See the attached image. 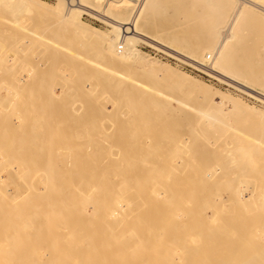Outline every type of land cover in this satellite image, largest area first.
Listing matches in <instances>:
<instances>
[{
  "label": "bare ground",
  "instance_id": "6f19581e",
  "mask_svg": "<svg viewBox=\"0 0 264 264\" xmlns=\"http://www.w3.org/2000/svg\"><path fill=\"white\" fill-rule=\"evenodd\" d=\"M88 1L90 0H57V3L55 5H48L40 0H0V37L7 35V33H4L5 28H3V30L1 29L2 27L5 26L6 28H8L7 31L11 30V32H8V37H9L8 39H10L12 36L14 38L17 37V39L13 40V43L14 41L16 43V41L20 39L23 46L21 45V42L20 43L17 42V43L20 44V46L22 47L27 46V45L30 46L31 44H33L34 46V44L36 45V43H34L36 41L47 42L45 41L44 37L48 38L50 41L53 38L50 37L49 35L47 36V34L40 33L36 25L34 27H36L37 29L33 27H29L28 25H30L31 23L28 25L25 24L26 16L31 15L32 17H35L37 12L40 9H42L48 15V18L53 19L52 22L54 20L56 21L57 19L58 24L59 25L61 24L60 26H62L63 24V26L68 30V33H73L72 36L74 35L75 37L79 38L83 43L85 44L91 43L93 45L96 42H100L103 46V51L104 50L107 51L106 54L108 55L105 58H107L108 63L104 64V63H101V61H95V63L93 64L90 62L91 65H94L98 69H101L102 71H104L105 75H107L106 73L108 74L110 73L112 75L114 74L116 75V77H118L117 79L121 80L122 83H128L132 90L137 91V92L135 91L136 93L132 91V93H134L135 96H133L134 94L131 93L134 99L138 97L139 95L138 92L141 90L143 93H147L149 94V96L151 95L153 100L156 101L157 99V102H158V99L159 100L160 98L163 99L162 97H164V94L163 92L160 93L159 91H162V90L164 91V89H166L165 88L166 86H164L165 85L164 83L163 85L164 89H163V86L160 83L161 81V82H166L167 86L170 85V88H174L177 90H181L182 88H187L188 89L187 93H184L182 95H187V97L192 98L193 100L199 99L200 103L198 102L199 105L197 104V107L199 106L201 108V112L198 114V118H202L203 122H205L208 126H210L213 123L215 116L220 111H222L224 115L227 114V117H228V114L231 115L233 111H235L236 109H239V110L241 109L242 111L253 110L251 107L247 105H242L240 100L235 99L229 95L222 96L219 93L218 95H220L219 96L220 99L216 101V103H214L213 93L215 91H213V89L210 88L209 85L190 80V77H189L190 75H188V73L186 72H179L178 70L173 69L172 67L168 65L157 64L154 61H151L145 55H143L139 51V49H137L136 44L139 41H147V39H150V41H152V38L147 34V31H151V32L152 31H156V32L162 31L164 32L163 35L165 36V38L167 37V39H169L170 41H173L180 48L187 49V51H189L193 56L200 55L204 49H209V52H205L204 55L205 57L209 56L212 58V55L214 54L213 55L214 61H213L212 66H213V71H216L215 69H219L217 70L218 74L220 73L222 74V72L220 71L221 68L231 69L230 71H233L236 74H238L240 78L242 77L241 79L248 80V81L250 80L251 82L254 81L253 84H255V82H260L261 84L264 85V75L257 73L256 71L257 65H255L252 60L254 55L257 54L256 47H255L256 43L259 42L262 36V35L258 36L257 31L261 30L259 31V34L260 32H262L261 34L264 33V0H141L140 3H138V0H114L113 1L114 4L111 3L112 0L111 2L109 0L106 2L107 4L105 8V9L109 8V12H106V13L104 12L105 14H102L103 16H99L101 17V19L108 22L110 24L109 26H111L110 31L112 34L109 37L107 34L99 31L96 27L92 25H87L83 23V21L81 20L82 13L84 12L94 13L95 12L94 9H92V7H90L89 4L87 3ZM133 5L135 7L136 6L138 7L135 9L131 18H128L127 20H124V19L121 20L122 18H124L123 16L126 15L127 12L132 11ZM105 11H108V10H105ZM170 12L171 14L169 15ZM110 13L117 14V16H121V17L120 19H116L112 15H110ZM53 16L56 19L51 18ZM127 17H128V14H127ZM163 19H165L168 22L166 25H164L165 23L160 24V20H163ZM26 23H29L28 20ZM171 24L179 25L177 27H180V28L178 30H174ZM60 26L57 25L58 27L57 33H60L59 32ZM14 31L16 33L21 31L20 33L22 34V36L20 35V33L19 35L18 34L14 35L15 33ZM45 32H49V31L47 30ZM49 34L51 35L52 33L49 32ZM155 34H159V33H155ZM56 35L59 36V34H56ZM62 36L65 37L64 35ZM257 36L259 37L258 39H257ZM26 38L29 40L26 41ZM67 38H65V41L69 42L70 38L68 40ZM74 39L75 38H73V40ZM73 40H71L72 42L70 41L69 44L73 45V43H75ZM8 41H11V40H7L6 43H9ZM77 42L79 41L77 40ZM77 42L73 45V48L75 45L78 47L77 44L79 43ZM13 43L11 41V44L15 45V43L14 44ZM48 44L50 45L51 43H48ZM59 44L60 43L57 44V49L65 48L64 52L66 51V53L64 54L66 56L68 54H70L71 56L73 55V57L77 56L76 55L77 53L75 54L73 52L74 50H72L73 48H69L66 42L64 44L65 46L63 44L62 45H59ZM29 46L28 48H31L30 50H32L33 46L31 47ZM83 46L84 47H82V49H80L81 47L80 46L79 50L82 51L85 48V45ZM17 50H21V48L18 49L17 47ZM100 50L102 49L100 48ZM239 50L242 51L244 54L243 56H237L239 57L237 58L235 57L234 54ZM80 52L78 51V53ZM68 57L69 56H67V58ZM67 58H66L65 63L68 65L69 64L68 61L70 60V58L69 60ZM235 58H237L238 60L235 61ZM63 59L65 60V58H62V60ZM259 59H260V56H259ZM208 60L209 58L207 59V61ZM255 60L258 61V59H255ZM74 61H77V60H74ZM78 61L74 62L76 63L74 67L77 66ZM71 64L72 63H70V66ZM85 64L87 63L85 62ZM206 65L208 66V64ZM70 66L68 65L69 68ZM72 67L70 68V70H72ZM74 67L73 69L75 68L77 69V67L75 68ZM89 67H90V64H89ZM210 71H211V68H210ZM74 72L77 73V70L76 71L73 70V72H69V73L76 74ZM87 72L88 71H86V73ZM73 76L76 77L75 75ZM71 77L72 75L70 76V78ZM74 77H73V80L72 78L71 79L69 78L70 81L68 80V82L72 81L76 83L74 81L75 79ZM148 79L150 81L154 80L152 82H155L157 80L162 86V89L155 90L156 86H154L152 82L151 84H149ZM143 80H145V82ZM76 81H78L77 78H76ZM157 83H155V85H159V83L158 84ZM115 84L118 85V83H115ZM258 84L259 83H257V85ZM239 85L240 87L247 88V90L249 89L250 91L251 90L256 91L253 87L249 85H246L243 83L241 84L239 83ZM74 87H77V86H74ZM71 88L73 89V87ZM77 88L78 89H75V90L73 89L74 92L76 91L75 94H77L78 91L82 92L83 90L82 88H84V86L81 89H79V87ZM170 88H169V91L172 92ZM17 89H20V88H17ZM24 89L26 93L28 92V90L32 91L31 88L30 89L28 88V90L26 88H23V90ZM150 89L153 91L152 93L150 92ZM15 91H19V92H16V94L17 93L20 94L19 96H22L24 94L23 96L27 97L24 91H22L23 94L20 92V90H15ZM106 91L109 93L108 89L103 90L104 93ZM13 92L14 91L12 90L11 92L9 91L11 95L14 94ZM35 92L37 93V91ZM114 92H113V95H114ZM69 93L67 92L68 97L69 95H71ZM256 93H259V97L264 102V93L263 94L260 92H256ZM94 94L96 96V100L92 101V98L95 99V97L93 96L90 99V97L86 94V91H85V95L82 96L83 97L82 99L85 100L84 102L90 99L93 103L92 105L94 106L95 105L94 101H97L98 90H94L93 95ZM113 95L112 93L108 94L109 97H112ZM167 96H168V93H167ZM84 97H87V98L89 97V98L87 100ZM27 98H23L21 100V97L19 99L17 97L16 99L18 101L15 100L17 101L16 104L14 102V105H19L18 103H20V108L23 107L21 109L17 107V109H19L20 112L24 110L22 115L20 114L21 117H23L25 113L30 111L29 106L32 105V104L29 105V103H26V102H24V106L21 105L24 99H26L25 101L29 102V98L28 100ZM65 98L70 100V98L66 97V94H65ZM100 98L102 97L100 96L99 99ZM189 98L188 99L186 98L187 101L182 100L186 104L185 105L186 107H190L188 106ZM66 99L64 101V104L66 105L73 104V103H69L68 100L67 102ZM104 101L106 102V100ZM165 101L167 102L168 100H165ZM80 102H82V100ZM169 103H171L170 100H169ZM179 103L181 104L180 101ZM25 104L29 108H27ZM112 104L114 107L116 106L113 102ZM202 104H205L206 107L203 108L204 105L202 106ZM97 105L98 104H96L95 106L98 108L99 105L98 106ZM102 105L103 104H101V106ZM8 106H9V103H8ZM59 106L62 107L61 105ZM12 107H14L13 101H12ZM12 107L10 106L7 109L10 108L9 110H11ZM39 107L41 108V106ZM44 107L41 108V109H45L44 112L47 111V109L50 110V112H52L51 107L50 109L48 108L49 106L48 107L46 106L47 109ZM84 107L86 108V104ZM90 107H91V104H90ZM96 107H93L94 110H96L95 109ZM72 108L73 107H70V109ZM78 108L80 107L78 106ZM93 108L91 107L92 111H89V105H88L87 109L89 112L85 109L86 114L87 112H88V115H91L89 114L91 112H94L95 114L96 111H94ZM116 108L117 106L115 107V109ZM5 109H3V111ZM25 109L28 111L26 112ZM35 109H38V106H36ZM9 110L6 111L5 115L8 114L7 112H9ZM13 110H11L10 112L14 113L15 110L14 111ZM60 110H58V112H61ZM68 111L70 110L69 109L66 110V114H65L67 116L69 115L68 113H71V114H73L72 112L75 113L76 109H74V111L73 110L70 112ZM183 111H181L182 114H183ZM33 112L34 111L31 110V112L27 114L32 116ZM50 112L47 111L46 113H43L42 111V114H40L39 112L37 113L42 115L41 116L42 120H44L43 118L45 117L43 116L44 115L46 116V114H49ZM53 112L52 114L51 113L50 114L53 115L54 114ZM64 112L65 111L63 110V113ZM97 112H99L97 116H99L100 114H103V112L102 113L100 111H97ZM255 112L261 113V111L260 112L255 111ZM0 113H2L0 115L2 116L4 112H2L1 110ZM61 113H58V116ZM184 113L186 114V111ZM9 114H11L12 116V115H16L17 113L15 114L9 113ZM27 114L26 116L25 115L24 116L27 117L28 116ZM20 115L18 116L20 117ZM49 115L46 116L47 119H45L48 122L49 120L52 121V118L55 116V114L54 116L50 115L52 118L48 120ZM80 115H81V118L84 117L82 119L84 120V122H85L86 117H87L86 119L88 120V115H86L85 117L83 116L84 113L82 114V112L80 113ZM241 115L242 114H240L239 116ZM9 116L6 115L4 116L5 118L2 116L0 119V169L1 170L5 169L7 171V174H8L7 176L10 179L9 181H11L13 176H18L21 180V186L27 187L28 189H25L24 191L22 190V195L20 194L19 197H17V200H14L16 198L10 195L13 192H8L5 189L6 188L5 186L8 185L7 184L8 182H5L0 176V264H73L72 263V251H70L66 247V242H65L66 239L76 236L74 233L71 232V230L66 231V228L70 225V222L71 223L78 222L76 227H78L80 231L76 233L81 235V237L77 239L78 240L77 245H78V248L82 249L85 264H264V224L263 222H262L263 227L261 228L262 226L261 221L259 224L258 218L255 217V215L254 217L253 215L249 216L248 215L249 213L247 214L249 217H247L246 215H243V214L234 215L231 212H229L227 217L225 216V218H221L220 217L221 215L220 216L217 215V212L218 213L220 212L219 207L216 206L217 202H215L216 203L215 204V203L210 202L211 200L208 201L210 203L209 204L210 209L213 211V209L216 207L214 209L215 212L214 213L211 212V214L209 215L206 214L204 210L205 208L209 209L208 208L209 205L206 203V201H203V200L196 201V186L194 183H191V184L189 183L192 181L193 178H195V177L192 178L195 172H193V174H190L192 172H188L191 176L190 175L186 176L190 178V181L186 184L182 183L181 185H178L179 181L181 183L183 178L180 177L181 180H179V177L178 179L174 178V176L176 175L173 176L172 174H175V172L172 171L171 173L170 170H169L170 171L169 174L171 176L170 179L171 178L176 179V182H174V185L172 184L173 182H171V184L170 182H168V184L159 183L160 188H157L158 183L153 184L154 181H149L150 183L152 182V184L147 183L148 180H151L154 177L152 176L154 172H155L154 180L157 179V175H158V174L156 175V171H153V170L151 174L149 169L147 168L148 166L146 165L147 167H145V164H148L151 160L149 158V156L151 155L150 151L145 149L147 148V145H148L147 139L141 140L140 137L133 136L131 138L128 137V140H127L124 137L129 136V135H126V136L124 135V136H121V138L120 137L118 138L121 140L123 137L124 139L122 143H119L121 141L117 140L116 135L112 131L111 132L108 131L109 133H107L106 131L104 132L105 135H102L101 133H100L101 135H99V131H100L99 126H102L105 120L102 117L104 121L102 122L101 120V122L103 124L99 123L97 125V122H100V121H96L95 123L93 122L102 115H100L98 118H96L97 117L96 116L94 118L95 120H92V121L90 120L91 122L88 120L90 123V126H88L85 131L82 129L84 132L82 131L81 132L84 135L83 134H82L83 136L80 135L81 140L78 139L79 138L77 137L78 135L75 136L74 133H73L74 135L72 134L73 137L72 136L71 137L73 139L75 137V140H73L72 138H67L68 136L66 137V135H63L64 137L61 136L63 137L61 138L62 140L65 138L64 142L65 140L67 142L68 141L67 139H69V141L67 142V146L65 148V155H64L65 161H61L59 163L54 157V153H52L51 150H53L52 149L53 146L57 145L56 143H60V140H59L60 138H57L58 136L60 137V134H58L57 132L58 136H56L54 134V131L53 133L50 132V129L52 130L55 128L60 129L59 127L54 126L53 124L52 126L55 128L51 127L49 129L48 127L51 126L49 125L47 128L51 134L49 132H46L45 134H43L41 132H44L42 130L46 129V128H43V127H46V125L43 126L44 124L42 125L41 123L40 126H43L41 130L39 127H37L39 126L38 124L37 126L34 124V128L35 126L36 128H39L37 129L38 132L35 134L34 133L35 131L34 132L32 131L34 128H30L29 126L26 125V124L29 125V122H30L29 120L33 116L32 117L29 116L30 117L28 118L29 120L24 117L23 120L22 119L21 120L23 122H26L25 124H23V126H25L24 128L26 129L23 128V130H25L27 133L22 130V132L24 133V136L21 135L22 136L21 137L19 136L20 134L16 135L17 133L16 131L18 129L17 127L19 126H16V128H13V126L11 125L12 127L11 132L9 131L10 130L9 128L11 127L7 129L8 127L7 125L8 123H6L7 120L6 122H4L5 120L3 121L2 118L6 119V118H9ZM60 116L62 117V115ZM35 117L38 118V116H35ZM102 118L100 117V119ZM24 119L27 121H24ZM33 119L35 118L33 117ZM259 119L261 120L262 118H259ZM9 120L10 118L8 119V121ZM58 120L59 122H61V118ZM63 122H66V121H63ZM9 123H12V122L9 121ZM87 123L88 122L86 121V124H85L86 126H87ZM91 124H94V125H91ZM95 125H97V127ZM103 126L106 127V125H103ZM115 126L116 125L114 124V127ZM27 127L30 130L32 129L30 132L31 133L33 132L34 135H38V133H40L42 136L43 134L44 136L39 138L42 141L44 140L43 138L45 137L46 139L45 142L49 143L50 141H55L56 139L58 140V142L55 141L56 143H54V145H52L53 142H51L50 143L51 146L48 143L43 145L44 142L42 141L40 142L38 140V136H34L35 146L31 147L32 146L31 145L30 146L31 148H28L29 152H26V153L22 152V151H25V150H22L25 147L24 145L29 146L30 141L31 140L33 141V138L31 136L30 137L32 139L29 136L27 137L29 140L28 143L26 142L27 139H25L26 141H24L23 137H26L25 135L30 134ZM98 127H99V130H98ZM233 128L236 129L235 127ZM239 128H242V127H239ZM257 128H261V127L257 126ZM5 130H7L6 133H5ZM60 130H64V129H60ZM257 131L259 132V129H255V131L251 130L252 134L256 137H257L256 134H258ZM261 131L264 132V130H261ZM20 132L21 131H19L18 133ZM237 132H238L237 133L238 135H242L243 132H244V135L246 133L245 129L244 130L240 129ZM255 132L257 133L254 134ZM33 133L30 135H33ZM47 133H49L50 136L54 135L53 138H56V139L53 140L49 138L48 135L45 136ZM76 134H78V132ZM106 135L108 137H115V138H113L114 140L110 138L114 142L111 141L110 143L109 142L110 140H106L107 142H104L106 143V145L108 142L110 143L109 145H107L108 147L107 146L105 147V145H103L106 149L104 150L103 149L104 147L101 145L103 144V141H102L103 139L101 136H106ZM258 135H260V133ZM250 136L248 137L247 135H245L244 138L245 139L247 138V140H249ZM262 136L260 135V137ZM20 137L21 139H23L24 142H21L20 140H18L20 139ZM260 137L258 136L257 137L258 139L257 138L253 140L250 139L249 141L251 143L247 142L248 145L245 144L246 145L245 147H247V150H245V155L254 153L255 151L253 149L254 147L257 150H259L257 152L255 151L256 153L264 155L263 152L260 153V151L264 150V141L261 140L264 137L262 138ZM105 139H109V138L105 137ZM37 140L38 142H40L39 144H37L38 143ZM139 141L140 142L142 141L140 144L144 142L143 143L144 145H139L138 144ZM181 141L182 143L186 145V141H183V139ZM181 141H176L177 143L179 142L178 146ZM25 142L26 144H24ZM123 142H126V144H123ZM182 143L180 145H183ZM189 144L186 146H183V148L186 147L188 149ZM251 145L253 147H250L251 149L249 150V146ZM149 146L151 145H148V147ZM61 147H63V145ZM229 147L231 148V145ZM32 148L34 149L39 148L40 150L39 152L37 151V149L36 151L35 150L31 151ZM56 148H59V147L57 146ZM83 148L85 150H82ZM184 149H182V152ZM189 150L190 149H188L187 151L189 152ZM251 150L252 151L254 150V151L249 152ZM187 151L184 153L186 154ZM229 151L232 152L234 150L229 149L227 151L228 154H229ZM177 152L180 153L181 151L177 150ZM179 153L177 154L178 156L176 157H179ZM184 153H182V155H185ZM248 155L247 157L245 156L247 160L245 158L243 159L241 158L240 161L238 160L239 162H241L242 160L248 161L246 163L241 162V165L238 164V166L239 165L241 166V167L239 166L241 169L242 167H245L243 166V164L245 165L248 164L249 168L251 167L250 163L252 161H250V159L252 158H250V156L248 157ZM257 155H253V157L255 156L258 158L259 155L258 156ZM199 156L201 157V155ZM125 157L127 161L125 160ZM139 159L141 160L140 164L145 163L142 166H144V168H147V169H144V171H146V177L144 178V180H146V184L144 187H142L145 190L144 192H142L144 194V202L143 203L140 202L141 200L139 201L140 203L138 202V205H139L138 208L140 210H142L143 205H144V209L142 210V215L138 214L139 212L135 213V211L131 209H128V210L120 209L117 205H115L117 203V197L111 196L109 192L103 191V192H100L98 195L86 192L85 194L78 195L70 189L71 183L72 182L75 183L76 178H77L76 176L71 175V171L72 170L76 171V169H84L88 171L89 173L93 172L91 173V175L87 174L86 176H84V184L86 185H89L92 182L98 183L101 180H106L107 182L113 181L116 184H120L122 182V184L125 183L127 186H130L132 185L130 181L124 178L122 174L118 172L121 170L133 168L134 167L133 165L135 163L137 164L139 162ZM166 159H167L166 161L169 162L168 157H166ZM178 159L180 160L179 162H181V159L180 158ZM228 159L231 160L232 165L234 164V168L232 169L231 167V170L229 171L231 172L232 170L236 169L232 171L233 176L234 174H236L235 177L240 176V179H241V176H242V178H245V175L248 174L247 173V171L249 170L248 166L243 168V170H246V172L243 171L245 172V175H243V172L240 173L239 171L241 170L238 168V166H236L237 163H239L237 159H235L237 163L236 162L233 163L232 161L233 158H226V160ZM124 160L127 163H129L128 166L124 165V162H125ZM176 161L177 160H175L174 162ZM11 162L17 163V166L16 165L14 166L16 168H13L11 166L12 164ZM126 162L125 164H127ZM259 162H258L259 165L257 164H254V165H257L259 167L262 164V160ZM173 164L170 167L168 166V168L172 169L174 167L175 169H178L176 168V167H179V165L176 166L178 162L175 163L176 167L173 166ZM180 165H181L180 167V170H181L183 168L182 166H184L185 163L184 165L183 164H180ZM262 165L261 166L263 168L260 166L259 169L261 168L262 170H264V164ZM135 166H138V165H135ZM258 167L257 169L253 168L255 171L251 169L253 173H256V170L259 171ZM237 170L238 172L236 173ZM157 171H160V170H157ZM161 171H164V169H162ZM161 171L159 173H161ZM109 172L112 175L110 177H112L113 179H110V180L108 179ZM210 173L214 174V169L213 170L211 169ZM238 173L239 175H237ZM181 174L179 175L183 176ZM232 174L231 173L230 175L226 174L220 180L221 181L224 180L223 178H226L227 176V178H231V179L234 178V181H236L237 177L236 178L233 177ZM258 174H261V170L259 171ZM203 175H205V172L203 173ZM251 175L254 176V174L252 173ZM163 176L165 175L162 174L161 176H159V179H157V181L164 182L163 178L165 177ZM206 176L209 178V172L206 174ZM262 177L264 178L263 173H262ZM248 178L249 177H247L246 179L247 182H249V180L252 181V179H254V178H250L248 180ZM258 178L259 176L257 175V179ZM263 178L262 179L259 178L260 181H257V182L262 181L260 186L264 182ZM167 179L169 180V177H167ZM240 179L238 181L240 182L238 183V185L242 183L241 181L243 179H241V181ZM141 180H143V178H141ZM227 181L225 180V182ZM231 181H233V179ZM257 182H256V185H259V183ZM140 183L142 185V182ZM35 185L44 186L45 191L37 192L36 188H33L35 187ZM89 186H92V185H89ZM18 202H22L21 206L17 204ZM127 202L129 204H132L131 196L130 198H128ZM84 203H92L94 205L92 207V211L84 216L82 213H79V217L75 218L73 213H74L76 205L84 204ZM205 206H208V207H205ZM212 207L214 208L212 209ZM217 208L218 210H216ZM221 213L222 212H220L219 214ZM230 213L232 215H229ZM110 220H113V221H110ZM149 226L153 228V230H155L153 235L142 234V231L144 229L146 230L147 227ZM42 235H44L45 243L47 245L46 247L42 246V242H43V241L41 242ZM208 239L209 241L207 245ZM222 245H223V250H224L223 252H221ZM16 254L17 256H15Z\"/></svg>",
  "mask_w": 264,
  "mask_h": 264
},
{
  "label": "rangeland",
  "instance_id": "374dc122",
  "mask_svg": "<svg viewBox=\"0 0 264 264\" xmlns=\"http://www.w3.org/2000/svg\"><path fill=\"white\" fill-rule=\"evenodd\" d=\"M40 1H43L44 3H46L48 5H55L57 3V0H40ZM107 1H109V0H90V1H88L87 3L89 4L90 7H92V9H94L95 12L94 13H88V12L82 13L81 20L83 21V23H85L87 25H92V26L96 27L99 31H101L102 33L107 34L108 37H109L112 34L111 31H110L111 30V26H109L110 24L108 22H106L105 20L101 19V17H99V16H103L102 14H105L106 12H109V8L105 9ZM113 1L114 0H112V2H111V0H110V2L112 4H114ZM140 2H141V0H138V3H140ZM133 6H132V11L127 12L128 17H127V14H126V15L123 16L124 18H122L121 20H123V19L127 20L128 18H131V16L133 15L135 9L138 7V6H136V7L135 6L133 7ZM105 10H108V11H105ZM99 14H101V15H99ZM107 14H109V13H107ZM170 14H171V12L169 13V15ZM110 15H112L116 19H120V17H121V16H117V14H114V13L113 14L110 13ZM25 18H26L25 19V24L28 25V24L31 23L28 26L29 27H33V28H36V27H34L36 25L37 28L39 29L40 33L47 34V36L49 35L53 39H51L49 41L48 38H45L44 36H42V37H44L45 41H47V42L36 41V42H34V43H36V45L34 44V46H33V44H31L30 46L27 45V46H24V47H22L23 44H22L21 40L18 39L16 41V43L17 42H19V43L21 42L22 46H20V44H18V43L16 45V43L14 41V43L18 47V49L21 48V50H17V47L15 45L11 44V41L13 43V40L17 39V37L14 38L12 36L10 39H8L9 38L8 37V32H11V30L7 31L8 28H6L5 26L1 28L2 30H3V28H5L4 29L5 30L4 33H7V35H5V34L4 35L7 36V37H5V36H1L0 37V105H1L0 106L1 107L0 108V112H1V110H2V112H4L3 115H2L3 117L6 116V115L7 116L10 115L9 116V118H10L9 121L12 122V123H9V121H8L9 118L4 119L5 118L4 117L2 119H3V121L5 120L4 122H6V120H7V122H6V123H8L7 124L8 125L7 129L9 127H11V125L13 126V128H16V126H19V127H17L18 129L16 131L17 132L16 135L20 134L19 136H21V135L24 136V133L22 132V130L25 127V126H23V124H25L26 122H23L22 120L26 116L27 113H29V112H31V110H33L34 112H33L32 116L35 119H33V117L31 115L27 114L28 116L25 117L26 119L32 117L30 120L28 119L30 122L28 121L29 125L26 124L27 126H29L30 128H34V124L36 126L38 124L39 126H37V127H39L41 129L43 126L46 125V127H43V128H46L45 130H47V131L42 130V129L41 130L44 131V132L40 131L41 133L45 134L46 132H49L48 128L50 129L51 127H53L52 125L54 124V126H57L60 129H64L66 132L64 130H60L58 128L53 127L55 129H53V130L50 129V132L53 133V131H54V134L56 136H58L57 132H58V134H60V137L59 136L57 137V138H60L59 139L60 143H56L55 142V141L58 142V140L56 138H53L54 135L50 136L49 135L50 132L47 133L45 136L48 135L49 138H51L53 140L56 139V140L55 141H50L48 143V142H45L46 141L45 137L43 138L44 139L43 141L41 139H39L40 137L44 136L43 134H42V136H41L40 133H38V135H34V133L36 134L38 132L37 129H39V128H36V126H35V128L33 130L31 129L33 132L34 131L35 132L34 133L32 132L33 135H30V134H32L30 132L31 130L28 129V127H27V129L29 130L30 134L29 135H25L26 137H23L24 141H26L25 139H27L26 142L28 143V141H29L28 138H27L28 136L29 137L31 136L33 138V141L32 140L30 141L29 146L24 145L25 147L23 146L24 148L22 150H25V151H22V152H25V153L29 152L28 148H31V147L35 146V144H34V142H35L34 136H38V140L40 142L41 141L44 142L43 145H45L46 143L50 144L51 142H53L52 145H54V143H56L57 145H55V146L56 147L58 146L59 148H56L55 146H53L52 149L54 151L53 150H51V151H52V153H54V157L56 158V160L59 163L61 161H65V156H64L65 155V148L67 146V142L69 141V139H67L68 140L67 142H66V140L64 142L65 138L63 140L61 139V138L64 137L63 135H66V137L68 136L67 138H72L73 137L72 134L74 133L75 136L78 135L77 136V137H79L78 139L81 140L80 135H82L83 134L82 132H84L87 129V127L90 126L89 121L90 120L91 121L95 120L94 118L99 113L97 111L101 112L103 110L102 112H103L104 115L100 114L102 116H100V115L99 116L101 118L103 117L105 122H103L104 121L103 118L100 119L99 116L96 117V118L99 117L98 118L99 120L96 119L93 122V123H95L96 121H100V122H97V125L99 123H101V124L104 123L103 125H106V127H104L103 125L99 126L100 127L99 135H101V134L105 135L104 132L107 131V133H109L108 131H110V132L112 131L116 135L117 140H120L118 138L119 137L121 138V136H124V135L125 136L129 135V136H126L127 138L124 137L127 140H128V137L131 138L133 136L140 137L141 140L142 139H147V142H148L147 144L151 145L149 147L147 145V148H145L148 151H150V153H151V155L149 156V158L151 159L150 162H149L150 164L149 163L145 164V163H142V162H141L142 164H140L141 160L139 159V162H138L139 164L135 163L133 165L134 167L131 166L133 168L126 169V170H121V171L118 172V173L122 174V176L124 178H126V179H128L130 181V183L132 184L130 186H127L125 183L122 184V182L120 184H116L113 181L107 182L106 180H101L98 183L92 182V183L89 184V185H92V186H89V185L84 184V176H86L87 174L91 175V173H93V172L89 173L88 171H86L84 169H76V171L72 170L71 171V175L77 177L76 178V182L75 183L72 182L71 183V187H70V189L74 193H76L78 195H82V194H85L86 192H88V193H91V194L98 195L100 192L106 191V192H109V194L111 196H116L117 197V203L115 205H117L120 209H124V210L125 209H127V210L131 209V210L135 211V213L139 212L138 214L142 215V210L144 209V205H143L142 210H140L138 208L139 207L138 202L140 200H141L140 202H142V203L144 202V194L142 193V192L145 191L142 187H144L145 184H146V180H144V178L146 177V171H144V169L148 168L151 174H152L153 171H156V175L157 174L158 175L160 174L159 176H161L162 174L165 175V176H163V177H165V178H163L164 182L157 181V179H159L158 175H157V179L154 180L155 172H154V174H152V176H154V177L153 178L151 177L152 179L147 181V183H150L149 181H154L153 184H157L158 183L157 184V188H160L159 183L168 184V182H170V184H171V182H173L172 184L174 185V182H176V179H173V178L170 179V177H171L170 174H169L170 171H171V173H172V171L175 172V174H172V175L173 176L176 175L177 177L174 176V178L178 179V177H179V180H181L180 177L183 178L181 183L179 181L178 185H181L182 183H185V184L188 183L190 181V178H188L186 176L190 175V174H193V172H195L193 174L192 178L195 177L196 179L193 178L194 181L192 179V181L189 182V183L190 184L194 183L195 186H196V201L197 200L198 201L199 200H201V201L203 200V201H206V203L208 205L210 204L208 202L210 200H211L210 202H212V203L217 202V204L216 203L215 204H216V206L219 207V209H220L219 211L222 212L221 214H219L220 212L219 213L217 212V215H219V216L221 215L220 216L221 218H225V216L227 217L229 212H231L234 215L243 214V215H246L247 217H249L250 215L251 216L253 215V217H254V215H255V217L258 218L259 224H260V221H261V225H262V222L264 224V187H263L264 182H263V184L261 186H260V184L262 183V181L261 182H257V181H260L259 178H261V179L263 178L262 177V173H263V176H264V170H262L261 168L259 169V167L262 164H264L263 163L264 162V160H263L264 158H262V157H264V155L256 153L259 150H257L255 147L253 149L256 152L253 150L254 153H252V154L253 155H257L258 154L259 155L258 158L255 157V156L253 157L252 154H249V155L246 154L245 155V150H247V147H245V146L248 145L247 142H250L249 141L250 139L253 140V139L257 138L258 136L260 137V135L261 136L264 135V132L261 131V130H264V102L259 97V93H256V92H260L262 94L264 93V85L263 84H261L260 82H255V84H253L254 81L251 82L250 80L248 81V80L241 79L242 77L240 78L238 76V74H236L233 71H230L231 69L221 68L220 71L222 72V74L221 73L218 74L217 70H219V69H215L216 71H213L212 64H213V61H214L213 60V58H214L213 55L214 54L212 55V58L210 57L211 59L209 58V56L205 57V55H204L205 52H209V49H204L202 51V53H201L202 55L201 54L200 55H194L195 56L194 57L189 51H187V49L180 48L173 41H170L169 39H167V37L165 38V36L163 35L164 32H162V31H158V32H156V31H152V32L151 31H147V34L152 38V41H150V39H147V41H139L136 44V47L148 59H150L151 61H154L157 64L168 65V66L172 67L173 69L178 70L179 72H186V73H188V75H190L189 77H190V80H192V81H196L198 83H204V84L209 85V87L212 88L213 91H215L214 93L212 91V93L214 94V96L212 95L214 97L213 98V102L214 103H216V101H218L220 99V97H219L220 95H218V93H219L222 96L223 95H229V96H231V97H233L235 99H238V100L241 101L242 105H247V106H249V107H251L253 109L251 111L250 110L249 111H247V110L246 111H242L241 109L240 110L236 109L235 111H233V113L231 115L228 114V117H227V114L224 115L223 112L220 111L215 116V119H214L213 123L210 126H208L205 122H203L202 118H198V114L201 112V108L199 106L197 107V104L199 105V103H200L199 101L200 100L199 99H194L195 100L194 101L192 98L187 97V95H182L184 93H187V91H188L187 88H182L181 90H177V89H174V88H170V85L167 86L166 82H161L160 81L162 86L165 83L164 86H166L165 87L166 89H164V86H163L164 91L163 90L159 91L160 93L163 92V94H164V97H162L163 99H161V98H160V100L158 99V102L160 101L159 103L157 102V99H156V101L153 100L151 95L149 96V94L143 93L142 90L138 92V94L140 96L138 95V97L136 96L137 98L135 97L136 99H134L133 96H135V94L132 93V91L135 92L136 90H132L128 83H122L121 80L117 79L118 77H116V75H114V74L112 75L110 73L109 74L106 73L107 75H105L104 71H102L101 69H98L94 65H91V63L93 64V63H95V61H101V63H104V64L108 63L107 58H105L108 55V54H106L107 51L106 50L103 51V46H102V44L100 42L94 43L95 45L94 44L92 45L91 43H86V44L83 43L79 38L75 37L74 35L72 36L73 33H68V30L63 26V24H62V26H60L61 24L60 25L58 24V22H57L58 20L54 16L51 17V18H55L56 19V21L55 20L53 21L56 24L53 23L52 22L53 19L48 18V15L42 9H40L37 12L35 17H32L30 15V16H26ZM27 20H28L29 23H26ZM167 23L168 22L165 19L160 20V24L166 25ZM57 25L60 26V31H59L60 33H57V28H58ZM46 26H47V28H46ZM171 26L173 27L174 30H178L180 28V27H177L179 25L171 24ZM47 30L49 32H51L52 34L50 35L49 32H45ZM259 31H261V30H259ZM259 31H257L258 36L262 35L261 36L262 39L260 38L259 42L256 43L255 47H256L257 54L254 55L252 60H253L254 64L257 65L256 66L257 73L261 74V75H264V49H263L264 48V33L261 34L262 32H260V34H259ZM14 32H12V33H14ZM20 32L21 31H19L17 33L15 32L14 35L15 34L19 35ZM155 33H159V34H155ZM56 34H59L60 37L57 36ZM20 35L22 36L21 33H20ZM62 35H64L65 37H63ZM258 36H257V39L259 38ZM72 37L75 38L76 41H75V39L73 40ZM65 38H67V40L70 38L69 40L70 41L73 40L75 43L78 40L79 41V42H77V43H79V44H77L78 47L75 45L74 48H73V45L75 43H73V45H71V44H69L70 41L69 42L65 41ZM5 39H6V41L7 40H11V41H8L9 43H6ZM153 39H154V41L155 40L156 41L154 42ZM28 40L29 39L26 38V41H28ZM65 42H66V44H68L67 46L69 48H73L72 50H74L73 52L75 54L77 53L76 54L77 56L73 57V55L71 56L70 54L67 53L68 54L67 56H69L67 58V56L64 54V53H66V51L64 52L65 48L64 49L63 48L57 49V44L58 43H60L59 45H62V44L64 45ZM48 43H51V44L49 45ZM1 44H3V45H1ZM8 44H9V46H8ZM40 45H41V47H40ZM83 45H85V48L82 51L79 50L80 46H81L80 49H82V47H84ZM28 46L29 47L33 46L32 50H30L31 48H28ZM96 46H98V47H96ZM25 47H27V48H25ZM76 48H77V50H76ZM100 48L102 50H100ZM10 49H12V50H10ZM13 49L15 51L17 50L18 52L17 51L15 52ZM78 51L79 52L81 51V52L78 53ZM243 54L244 53L239 50L234 55H235V57H237V56H243ZM60 56L62 58H65V60L63 59L64 60L63 61ZM100 56H101V58H100ZM259 56H260V59H259ZM72 57H73V59L76 58L74 60H77V61L79 60L80 61V62L78 61L77 66H75V67H77V69L74 67V65H76V63H74V62H77V61H74L72 59ZM66 58L68 60L70 58V60H71V62H70V60L68 61L69 62L68 65L69 66H70V63H72L70 68L73 65V67L75 69H73V67H72V70H70L68 65L65 63ZM208 58H209V60L207 61ZM237 58H239V57H237ZM237 58H235V61L238 60ZM255 59H258V61L255 60ZM82 60H83V62H82ZM85 62L88 65L85 64ZM89 64H90V67H89ZM206 64H208V66ZM85 65H87V66H85ZM209 66L211 68V71H210ZM87 69H89V70H87ZM73 70L74 71L77 70V73L76 72H74L76 74L69 73V72H73ZM83 70H84V72H83ZM86 71H88V72L86 73ZM227 71H229V72H227ZM70 74L72 75V77H71L72 80H73V77H74L73 75L76 76V77H74L75 78L74 81L77 84L72 82V81L68 82V80L70 81V79H71L70 78V76H71ZM76 78H77L78 81H76ZM145 80H143V81L145 82ZM152 81H154V80H151V81L149 80L148 83L151 84ZM157 82L158 81L156 80L155 82H152V84L154 86H156L155 90H161L162 86L160 85L159 82H158L159 85H155V83H157ZM115 83H118V85L115 84ZM239 83L240 84L243 83V84L249 85V86L253 87L256 91H252V90L250 91L249 89L247 90V88H245V87H240ZM257 83H259L261 85H259V84L257 85ZM74 86L79 87V89H81L83 86H84V88H82L83 89L82 92L77 90L78 93L75 94L76 91L74 92L73 89L75 90V89H78V88L74 87ZM71 87H73V89ZM9 88H10V90H9ZM17 88H20V89H17ZM23 88H26L27 90H28V88L29 89L31 88L32 91L28 90V92L29 91L30 92L26 93L25 89L23 90ZM169 88L172 90V92L169 91ZM105 89L106 90L108 89L109 93H112V95H113V92L115 91L114 95L112 97H109L110 95L108 96L109 93L107 91L105 93L103 92V90H105ZM11 90L14 91L13 92L14 94H16V92H19V91H15V90H20V92L22 94H23L22 91L25 92V94L29 98V102L25 101L26 99H24V101H22L23 103L21 105L24 106V102L29 103V105L32 104L31 106H32L33 109L31 108V106L28 105L30 107L29 108L25 104V106L27 108H29L30 111L25 109V111L26 112L28 111V112L25 113L24 114L25 116L23 115V117H21V115H22L24 110H22L21 112L19 111V109H21L23 107L20 108V103H18L19 105H14V102L16 104V102L18 101L16 99L17 97H18V99L21 97V100L23 98H27V97H24L23 96L24 94H23L22 95L23 98H22V96H19L20 95L19 93L16 94L17 96L14 95V94H12L13 95L12 96L11 93H9V91L11 92ZM94 90H98L97 101H94V103H95V105L96 104L99 105V107H98L99 109L95 105L94 106L92 105L93 104L92 101L96 100L95 94L93 95V91ZM35 91H37V93ZM69 91H70V93H69ZM85 91H86V94L90 97V99L93 96L95 97V99L92 98V101H91L90 99L88 100L89 97L88 98L84 97L85 99H87L89 101V102L86 101L87 103L84 102L85 100L82 99L83 98L82 96L85 95ZM166 91L168 93V96H167ZM67 92L69 94H71V95H69V97L67 95ZM150 92L152 93L153 91L150 89ZM30 93H31V95H30ZM131 93L134 94V95L132 96ZM8 94H10V95H8ZM65 94H66L67 98H70V100L65 98ZM100 96L102 98L99 99ZM28 98H27V100H28ZM34 98H36V99H34ZM64 98L66 99V101L68 100L69 103H73L72 104L73 106L68 104V103H67L68 105L64 104V101H65ZM186 98L187 99L189 98L188 106H190V107H186L185 106L186 104L182 101V100L187 101ZM80 99L82 100V102H80L81 101ZM164 99L168 100V101L166 102ZM15 100H17V101H15ZM21 100H19V101H21ZM104 100H106V102ZM169 100H170L171 103H169ZM12 101H13V106L15 108L12 107ZM73 101L75 103L77 102L76 103L77 105ZM179 101L181 102V104L179 103ZM61 102H63V103H61ZM112 102L117 106L116 109H115L116 106L114 107ZM8 103H9V106H8ZM80 103H82L84 106L86 104V108ZM87 104L89 105V111H92L91 107L92 108L96 107L95 108L96 110H94V108H93V110L96 111V113H97V114L95 113L96 116H95L94 112L89 113V114L92 115L93 118L91 117V115H88L89 111L87 109V106H88ZM90 104H91V107H90ZM101 104H103V105L101 106ZM45 105L47 107L49 106L48 107L49 109L51 107L53 109V110L51 109L52 112L55 111V112H53L55 114V116H54V114L51 115L52 112H50V110H48ZM59 105H61L62 107H60ZM104 105H105V107H104ZM203 105H204L203 108H205L206 107L205 104H202V106ZM10 106L12 107L11 110H13V109L15 110V111L13 110L14 113L10 112L11 111V110H9L10 108L7 109ZM36 106H38V109H35ZM39 106H41V108H43L45 106L44 108H46L47 111L51 113V114L50 113L49 114L51 116H54L52 118L49 114H46V116L49 115L48 120L52 118V121L49 120V122H48L47 120H45V119H47L45 115L43 116V117H45V118H43L44 120H42V117H41L42 115H40V114H42V111H43V113H46L47 111L44 112L45 109H41ZM67 106H69V107H67ZM78 106L80 108H78ZM179 106H180V108H179ZM17 107L19 109H17ZM70 107H73V108L70 109ZM81 107H82V109H81ZM5 108L7 110H9V112H7L8 114H6V115H5V113H6L7 110ZM103 108H105V109H103ZM182 108H183V110L184 109L185 110L183 111ZM3 109H5L6 111L5 110L3 111ZM68 109L70 111H72V110L74 111V109H76V112L77 111L79 112L80 109L81 110H80L79 114L77 112L78 115L76 114V112L75 113L72 112L73 114L68 113L69 115L67 116L65 114H66V110H68ZM85 109L88 111L87 114L85 112ZM39 110H41V111H39ZM56 110H57V112H56ZM58 110H60L62 113L58 112ZM63 110L65 111L64 113H63ZM35 111L39 112L40 114H38ZM70 111H68V112H70ZM113 111L114 112L116 111L117 113L115 112V114H114ZM181 111H183V114L181 113ZM185 111H186V114L184 113ZM255 111H259V112L261 111V113H257ZM81 112H82V114L84 113L83 116H85V117H86V115H88V120L89 121L86 119L87 117L85 118V122H84V120H82L84 117L82 116L83 118H81V115H80ZM9 113H12V114L17 113V114L11 116V114H9ZM58 113H61L60 115H62V117L60 115L58 116ZM105 113H106V115H105ZM1 114L2 113H0V115ZM240 114H242V115L239 116ZM18 115H20L21 118ZM2 116H0V119H1ZM35 116H38V118H36ZM222 116H224L225 119ZM57 118L58 119L61 118V122H59V120ZM64 118H66V119H64ZM259 118H262V119L260 120ZM101 120H102L103 123L101 122ZM24 121H27V120L24 119ZM35 121H36V123H35ZM63 121H66V122H63ZM86 121L88 122L87 126L85 125ZM41 123H42V125L43 124L44 125L40 126ZM15 124H17V125H15ZM114 124L116 125L115 127H114ZM49 125H51V126L48 127ZM91 125H94V124H91ZM97 125H95V126L97 127ZM20 126H22V127H20ZM238 126L242 127V128H239ZM257 126H259L261 128H257ZM99 127H98V130H99ZM233 127H235L236 129H234ZM20 128H22V129H20ZM9 129H10L9 131L11 132L12 127L9 128ZM24 129H26V128H24ZM56 129H58V130H56ZM240 129H243V130L245 129V131H246L245 135H247L248 137L251 135L249 140H247V138L246 139L244 138L245 137L244 132L242 133L243 136L237 134L238 133L237 131L240 130ZM255 129H259V132L258 131L257 132H258V134L260 133V135L256 134L257 132L254 133V134L257 135V137L254 136L252 134V132H251V130L255 131ZM18 130L21 131L22 133L21 132L18 133L19 132ZM249 130H250V132H249ZM6 131L7 130H5V133H6ZM23 131L26 132L25 130H23ZM77 132H78V134H76ZM114 134H113V136H114ZM111 135H112V133H111ZM19 136H18V138H19ZM61 136H63V137H61ZM21 137L18 140H20L21 142H24L23 139H21ZM101 137L103 139L102 140L103 144H101V145L102 146L105 145V147L111 143L113 138H115V137H108L107 135L106 136H101ZM105 137L109 138V139H105ZM262 137H264V136H262ZM262 137H260V138H262ZM110 138H112V139H110ZM181 138L183 139V141H186V145H188L190 143L189 147L187 146L188 149H190L189 152L187 151L188 149L186 147H184V148L187 149V150H185L183 148V146H186V145L184 143H182V141H181L182 139ZM179 139H181V140H179ZM38 140H37V142H38ZM73 140H75V137H74ZM106 140H110L109 141L110 143L108 142L107 145H106V143H104V142H107ZM123 140L124 139L122 137V139L120 140L121 142H119V143H122ZM261 140L264 141V138L261 139ZM176 141H181L180 144L182 143L183 145L179 144V146H178L179 142L177 143ZM26 142L24 144H26ZM40 142H38L37 144H39ZM112 142H114V141H112ZM126 142H123V144H126ZM141 142L139 141L138 144L139 145H144L143 144L144 142L142 144H140ZM62 145H63V147H61ZM230 145H231V148L229 147ZM232 145H233V147H232ZM46 146H48V145H46ZM50 146H51V144H50ZM105 147L103 148L104 150H106ZM250 147H253V146L252 145L249 146V150L251 149ZM34 148H32L31 151H33V150L36 151L37 148L36 149H34ZM182 149H184L183 152H182ZM229 149L234 150L232 152L229 151V154H231V155H229L228 152H227ZM39 150L40 149L38 148L37 151L39 152ZM82 150H85V149L83 148ZM177 150H180L181 152L179 153V152H177ZM186 151H187L188 154L184 153ZM253 151L251 150L249 152H253ZM167 152H168V154H167ZM262 152L264 154V150L260 151V153H262ZM178 153H179V157H176V156H178L177 155ZM182 153H184L185 155H182ZM199 155H201V157ZM232 155H233V157H232ZM247 155H248V157L250 156V158H252V159H250V161H252V162L251 163L249 162V163H250L251 167L254 166L253 168H255L257 165H259V163H260L259 161L262 160V164L259 167L257 166L259 171L261 170V174H258L259 171H257V170H256L257 174L253 173V171H255L253 168H251V167L249 168L248 164L247 165L243 164V166H245V167L248 166V169L250 170L249 171L247 169L248 170L247 171L248 174H246L247 176L245 175L246 170H243V168H245V167H242V169H241L240 165H241V162L242 163L243 162H245V163L248 162V161H246L247 158H245V156L247 157ZM228 156H230V157H228ZM126 157H125V160H126ZM166 157H168V161L169 162L166 161L167 160ZM178 158L181 159L182 163L179 162L180 160ZM226 158H233L232 159L233 163L234 162L237 163V161L238 160L240 161L241 158L242 159L243 158L246 159V160H242L241 162L238 161L239 163H237V165H236V166H238V164H240L239 165L240 167L238 166V168L241 170V171H239L240 173L245 171V172H243V175H245V178H242V176H241V179H243L242 181L240 179V176H238L239 178L236 176L238 178V180L235 177L236 174H234V176H233L232 171H234L236 169L232 170L231 172L229 171V170H231V167H232V169L234 168V164L232 165L231 160H229V159L226 160ZM253 158H254V160H253ZM235 159H237V161H235ZM257 159H259V160H257ZM175 160H177V161L174 162ZM227 161H228V163H227ZM125 162H124V165L128 166L129 163L126 162L127 164H125ZM177 162H178V164L176 165L175 163H177ZM13 163H14V165H13ZM13 163L11 164V166L13 168H16L14 166L15 165L17 166V163L16 162H13ZM171 163L172 164L174 163L173 166H175V165L178 166L179 165V167L175 166L178 169H175L174 167L172 168L173 170L169 169L168 166L170 167L172 165ZM184 163H185V165H184ZM144 164H145V167H147V166L148 167L144 168V166H142ZM180 164H183L185 166V167L182 166L183 168L181 170H180V167H181ZM254 164H257V165H254ZM135 165H138V166H135ZM139 165H141V166H139ZM127 166H126V168H127ZM6 167H7V165H6ZM64 167H66V166H64ZM257 167L255 169H257ZM152 168H154V169H152ZM161 168L164 169V171H161L162 170ZM211 169L212 170L214 169V174L210 173ZM251 169H253V171ZM157 170H160L161 173H159L160 171H157ZM238 170L236 171V173L238 172ZM188 172H192V173L189 174ZM204 172H205V175H203ZM208 172H209V178L206 176V174ZM230 173L232 174L233 177L236 178V181H234V178H232L233 181H231L232 179L231 178H227V176H226L227 179L223 178L224 180H222V181L220 180L226 174L230 175ZM233 173H235V172H233ZM251 173L254 174V176L251 175ZM179 174H181L183 176H180ZM195 174H197V175H195ZM7 175L8 174H7V171L5 169L4 170L0 169L1 178L5 182H8L7 183L8 185L5 186L6 187L5 189L8 192H13L10 195L14 196L16 198L14 200H17V197H19L20 194L22 195V190L24 191L25 189H28V188L21 186V180H20V178L18 176H13L11 181H9L10 179H9V177ZM166 175H167V177H169V180L167 179ZM237 175H239V173ZM257 175L259 176L258 179H257ZM110 176H112V175L109 172L108 179L109 180L113 179ZM228 177H230V176H228ZM247 177H249L248 180L250 178H254V179H252V181L249 180V182H247L246 181ZM141 178H143L144 181L141 180ZM239 179L242 182L241 184H243V183H245V184H243V185L239 184L238 185V183H240V182H238ZM225 180L226 181L228 180V181L225 182ZM140 182H142V185H141ZM251 182H253L254 184L251 183ZM256 182L259 183V185H256ZM150 184H152V182ZM175 184H177V183H175ZM33 188H36L37 192L45 191V187L42 186V185H35V187H33ZM130 196L132 197V204H129L127 202L128 198H130ZM21 203L22 202H18L17 204L19 206H21ZM93 206L94 205L92 203H84V204L76 205L74 213H73L74 217L78 218L79 217V213H82L83 216L88 214L89 212L92 211V207ZM213 206H215V205H213ZM205 207H208V206H205ZM208 208L209 209L205 208V210H204L206 212V214L209 215V214H211V212L212 213L215 212L214 209L216 207L215 208L212 207V209L214 208L213 211L210 209V205H209ZM216 210H218V208ZM231 213L229 215H232ZM110 221H113V220H110ZM222 221H224V220H222ZM77 224H78V222L77 223H73V222L71 223L70 222V225L66 228V231L67 230H71V232L74 233L76 236L66 239L65 242H66V247L70 251H72V263L73 264H85V261H84V258H83L84 256H83V253H82V249L78 248V245H77V243H78L77 239H79L81 237V235L77 234L78 231H80V229L78 227H76ZM220 226H222V225H220ZM262 227H263V225L261 226V228ZM154 231L155 230H153V228H151L149 226V227H147L146 230L144 229L142 231V234L153 235ZM208 241H209V239L207 240V245H208ZM41 242H42V246H44V247L47 246L46 243H45L44 235H42ZM223 251L224 250H223V245H222V251L221 252H223ZM15 256H17V254Z\"/></svg>",
  "mask_w": 264,
  "mask_h": 264
},
{
  "label": "built area",
  "instance_id": "2783aa9c",
  "mask_svg": "<svg viewBox=\"0 0 264 264\" xmlns=\"http://www.w3.org/2000/svg\"><path fill=\"white\" fill-rule=\"evenodd\" d=\"M210 58V57H209Z\"/></svg>",
  "mask_w": 264,
  "mask_h": 264
}]
</instances>
